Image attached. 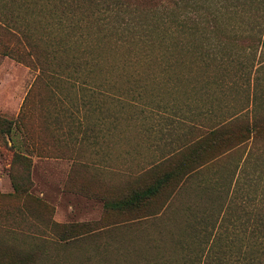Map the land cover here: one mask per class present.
<instances>
[{
    "label": "rangeland",
    "instance_id": "obj_1",
    "mask_svg": "<svg viewBox=\"0 0 264 264\" xmlns=\"http://www.w3.org/2000/svg\"><path fill=\"white\" fill-rule=\"evenodd\" d=\"M110 3L0 0V264L251 261L264 147L208 135L248 107L246 84L221 69L252 62L240 47L248 18L232 1L202 0L209 35ZM260 64L264 111L263 50ZM12 153L27 162L9 167ZM223 209L204 259L196 234Z\"/></svg>",
    "mask_w": 264,
    "mask_h": 264
},
{
    "label": "trees",
    "instance_id": "obj_2",
    "mask_svg": "<svg viewBox=\"0 0 264 264\" xmlns=\"http://www.w3.org/2000/svg\"><path fill=\"white\" fill-rule=\"evenodd\" d=\"M71 1L74 2L75 0ZM224 1H232V7L238 10V14H245L242 19L248 18L247 25L251 35H246L240 39V47L242 50L247 48L249 49L248 54L251 55L252 62L249 63V60L247 59L246 61H241L238 63L237 61H234L236 63L232 64L233 60H228L222 62L223 66L221 69L225 74L231 70L237 72L238 74L234 76L236 78V82H242L246 84L244 86L248 88L250 93L248 97V107L233 113L229 120L224 122L217 129L211 131L208 135L214 138H237L240 142L233 147L240 144L246 145L249 142H251V147H258L257 145H262L264 147V144L260 143L262 141L259 139L264 134V111L258 110V79L255 77V74L259 71L260 67H262V64H260V66L253 65V57L255 56L257 50L260 51V54L262 50L264 51V0ZM202 5V0H111V3L106 5V9L107 11H111L112 9H117L124 6L128 9L132 8L133 10L144 9L149 13H161L163 16L166 15V17H164V23L178 26L180 30L187 28V30L190 31H198L200 33L204 32L209 35H215L216 32L214 34V22H212L210 25L208 24L206 28H201V25H203L205 21L204 15L201 11V8L204 7ZM187 8L193 9L196 14V19L191 20V18H188L186 22L180 21L182 10ZM3 21H9V17L7 18L6 16H0V24H3ZM185 23L188 24V26H186ZM201 35L203 36L205 34ZM204 67L208 68L210 65L206 64ZM3 124L5 126L3 130L4 133H9V123L4 121ZM235 125H239L240 129L233 130L232 128ZM18 161L22 164H25L27 159L24 156L12 153L9 167L12 168ZM10 177L15 193L26 194L28 187H20L17 180L13 176ZM225 209L218 212L213 221L212 218H210L209 223L204 224L199 233L196 234L197 238H200L199 234L201 233L203 236V241L200 243L201 245L204 244V246L200 247V249L204 252V259H206L208 256V251L212 250L215 240L219 239L222 235L221 231L228 221L226 218L227 210ZM255 224L257 228L251 234L252 236L260 234L261 240L253 247L252 250H250L251 258L249 257L248 259H251V261L249 260L248 262H242L241 264H264V258H260L261 255L264 257V216H258L255 220ZM205 248L207 253L205 252ZM219 259L220 257H216L213 259V262H217Z\"/></svg>",
    "mask_w": 264,
    "mask_h": 264
}]
</instances>
